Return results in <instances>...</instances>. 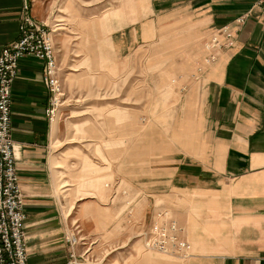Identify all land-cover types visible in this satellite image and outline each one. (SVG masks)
<instances>
[{"label": "rangeland", "instance_id": "obj_1", "mask_svg": "<svg viewBox=\"0 0 264 264\" xmlns=\"http://www.w3.org/2000/svg\"><path fill=\"white\" fill-rule=\"evenodd\" d=\"M36 1L42 21L29 14L24 0L17 35L0 49V66L9 79L4 133L0 124V138L8 143L7 148L0 144V217L8 240L16 244L7 201L16 205L20 229L14 233L24 263L33 264L24 241L17 146L10 137L11 84L19 61L29 57L41 63V82L49 94L45 114L54 125L50 148L59 178L64 177L60 184L66 185L71 201L95 202L101 210H111L114 221L112 231L92 239L74 226L66 239L67 258L58 264H184L199 235L190 220L201 212L215 218L214 207L178 201L173 192L159 189L168 186L169 167L200 158L206 150L196 105L198 79L233 45L244 14L206 32L192 29L190 17L168 19L171 15L158 12L164 9L157 8L160 0L151 1L153 12L149 0ZM151 19L154 25L149 26ZM133 28H141V38L149 35L150 40L136 39ZM114 30L112 37L126 41L121 55L109 42ZM22 40L26 46L18 54ZM3 51L15 56L14 62H5ZM214 227L202 234L216 237ZM80 242L86 247L73 252ZM16 255L12 249L8 260Z\"/></svg>", "mask_w": 264, "mask_h": 264}, {"label": "crops", "instance_id": "obj_2", "mask_svg": "<svg viewBox=\"0 0 264 264\" xmlns=\"http://www.w3.org/2000/svg\"><path fill=\"white\" fill-rule=\"evenodd\" d=\"M23 1L0 0V49L17 35ZM27 1L29 14L42 21L39 2ZM159 7L164 9L158 12L171 15L168 19L190 17L196 31L245 16L233 45L198 79L196 105L206 150L200 158L174 162L167 188L159 190L173 192L178 201L214 207L215 218L201 212L196 221L190 220L199 235L192 239L194 250L184 264H264V0H160ZM147 23L154 25L152 19ZM115 32L109 42L121 55L126 41L124 36L112 37ZM132 34L142 42L150 40L149 35L141 38V28H133ZM40 68L34 58L19 61L11 84L10 137L17 146L27 260L58 264L67 258L66 239L74 226L92 239L112 231L114 221L112 211L101 210L95 202L71 201L66 185L60 184L64 177L59 178L50 148L54 125L45 114L49 94ZM209 222L213 226L204 227ZM214 226L216 237L202 234ZM84 244L75 245L73 252L79 254Z\"/></svg>", "mask_w": 264, "mask_h": 264}, {"label": "built area", "instance_id": "obj_3", "mask_svg": "<svg viewBox=\"0 0 264 264\" xmlns=\"http://www.w3.org/2000/svg\"><path fill=\"white\" fill-rule=\"evenodd\" d=\"M25 40H22L18 45H16V50L18 54L20 51L23 50V48L26 46V43H24ZM3 53V58L5 62L12 63L14 62L15 56H10L9 53L2 52ZM11 71V68L8 67L6 68V72ZM8 82L9 79L7 78V75L4 76L2 67L0 66V84H1V89H0V113L2 117L0 118V124L2 126V132L4 133L6 131V126H7V102H8ZM2 136V134H1ZM0 144H3L5 148H7L8 143L7 141L4 140L3 136L0 138ZM6 155H8V151L6 152ZM10 174V172H9ZM7 204L9 205V212L12 213L13 221L11 220V231H12V236H13V243H16L12 245L8 239V230L7 227L5 226V218L0 217V264H25L24 263V253L23 250L19 247L18 241H19V235H16L14 231L17 230L19 227L20 229V221L19 218L17 217L16 213L14 212L16 205L12 202L7 201ZM15 250V253H17L15 260H8L9 254L11 250Z\"/></svg>", "mask_w": 264, "mask_h": 264}]
</instances>
